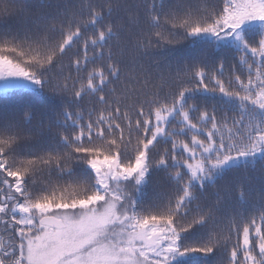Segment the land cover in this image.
<instances>
[{"label": "snow or ice", "instance_id": "snow-or-ice-1", "mask_svg": "<svg viewBox=\"0 0 264 264\" xmlns=\"http://www.w3.org/2000/svg\"><path fill=\"white\" fill-rule=\"evenodd\" d=\"M54 7L0 0V94L56 102L0 109V264H264V0Z\"/></svg>", "mask_w": 264, "mask_h": 264}, {"label": "trees", "instance_id": "trees-1", "mask_svg": "<svg viewBox=\"0 0 264 264\" xmlns=\"http://www.w3.org/2000/svg\"><path fill=\"white\" fill-rule=\"evenodd\" d=\"M41 0H33V3H40ZM54 5L59 7L48 9L52 14H56L58 11H66L68 14L78 12L80 7L88 3V0H50ZM91 2L96 4L103 3V0H91ZM131 5L136 3V0H127ZM56 104V102L48 96H28L20 92H13L8 95L0 94V109L8 108L10 110L20 111L26 106H31L35 109L37 114L46 113V118L51 119L53 117V112L51 109ZM260 162L257 161V167H259ZM254 176L255 173L251 171V165L248 170L244 168H239L225 175V177L218 181L217 188H209L207 191V202H211L215 199V193L219 191L222 195L229 194L226 197V206L229 208H234L238 210H247L252 213V208L250 204H241L237 202L238 186L240 184H245V176ZM256 187H259L258 182L253 180ZM168 191V185L166 180L162 175H157L153 177L150 185L145 190V204H151L158 196L165 194ZM254 214V213H252ZM233 242H235V237H233ZM217 260L223 261L224 264L227 262V254L222 253L220 257L213 258L212 264H217Z\"/></svg>", "mask_w": 264, "mask_h": 264}]
</instances>
